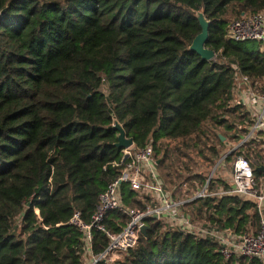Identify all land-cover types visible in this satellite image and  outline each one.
I'll return each instance as SVG.
<instances>
[{
    "label": "trees",
    "instance_id": "trees-1",
    "mask_svg": "<svg viewBox=\"0 0 264 264\" xmlns=\"http://www.w3.org/2000/svg\"><path fill=\"white\" fill-rule=\"evenodd\" d=\"M198 11L210 20L211 61L190 50L201 32ZM261 12L264 0H0V264H87L83 233L70 219L79 211L91 222L122 173L116 121L134 149L153 145L164 187L184 192L177 198L188 200V216L258 234L257 203L220 195L231 183L211 173L237 154L264 163L254 137L225 153L254 123L236 100L239 75L264 92V47L244 48L229 26ZM207 182L210 195L190 200ZM119 188L128 207L153 204L127 182ZM129 220L112 210L103 223L119 232ZM147 223L114 264H264L227 259L213 239L164 219ZM108 244L95 228L92 253Z\"/></svg>",
    "mask_w": 264,
    "mask_h": 264
},
{
    "label": "built area",
    "instance_id": "built-area-1",
    "mask_svg": "<svg viewBox=\"0 0 264 264\" xmlns=\"http://www.w3.org/2000/svg\"><path fill=\"white\" fill-rule=\"evenodd\" d=\"M228 35L235 41L264 43V12L253 15L244 14L232 21ZM235 92L238 94L237 101L244 104L254 118L250 133L244 135L239 143L241 145L250 137H254L256 133L264 130V92H260L247 75H239ZM121 164L124 168L120 177L109 184L100 195L92 221H85L79 211H76L70 219V223L77 226L83 233L89 252L88 256L93 258L92 264L114 261L115 256L125 253L129 248L136 247L143 234L141 228L145 224L148 225L149 218L164 219L171 226L182 227L187 232L213 239L220 245V250L227 259L233 256H246L264 261V192H261L256 184L254 166L247 157L242 154L235 156L230 180L231 189L226 191L221 189L217 193L220 195L238 194L255 201L261 215V227L258 234H233L215 227L210 222L199 221L196 217L188 216L183 210L188 200L177 198L171 191L165 189L152 144L137 149L132 146L124 150ZM123 182L129 183L133 190L150 196L153 204H148L143 209L126 206L120 196L119 187ZM208 182L190 200L210 195L207 190ZM112 210L125 213L130 218L119 232L108 230L103 223L107 214ZM95 228L107 232L109 237L107 249L99 255L92 253Z\"/></svg>",
    "mask_w": 264,
    "mask_h": 264
},
{
    "label": "water",
    "instance_id": "water-1",
    "mask_svg": "<svg viewBox=\"0 0 264 264\" xmlns=\"http://www.w3.org/2000/svg\"><path fill=\"white\" fill-rule=\"evenodd\" d=\"M5 13V9L2 11V14ZM196 16L199 20L201 26V32L194 38L193 42L190 45V50L196 51L203 59L207 61H211L216 57V52L207 46V42L209 40V29H210V20L206 17L203 11H198ZM115 130L118 131V141L116 143L117 147L125 150L134 145V140L131 137L127 136V133L118 121L115 122L114 126ZM220 137L224 140L225 137L220 134ZM241 138L243 139L244 136L242 135ZM240 146V144L238 145ZM237 146V147H238ZM233 150L229 151L228 153L233 152ZM262 170L264 171V165L261 164L260 166L254 167V171ZM214 172V170L212 171ZM213 174V173H212ZM258 186V185H257ZM30 205V203H29ZM149 226L147 224L143 225L141 230L144 235L147 234Z\"/></svg>",
    "mask_w": 264,
    "mask_h": 264
},
{
    "label": "rangeland",
    "instance_id": "rangeland-1",
    "mask_svg": "<svg viewBox=\"0 0 264 264\" xmlns=\"http://www.w3.org/2000/svg\"><path fill=\"white\" fill-rule=\"evenodd\" d=\"M264 45V43L263 42H260V41H247V42H245L244 44H243V46H244V48H246V49H257V48H262V46ZM236 96H237V99L236 100H238V94L236 93ZM232 143V142H231ZM232 144H228V146H227V149L225 150V153L226 152H228V148H229V151L231 150V148H232V146H231ZM235 158V157H234ZM234 158H233V156H232V158H230V159H227V162L226 163H224L221 167H217L218 166V164H220L219 162H217L216 163V165H215V167L213 168V170H215V172H212L211 173V177L213 176V175H216V176H220V177H225L227 180L228 179H230L231 178V176H230V174H231V170H232V164H233V162H234ZM224 162V159L221 161V164ZM219 169V172L217 173V171H216V169ZM212 170V171H213ZM185 188H189V186L188 185H184V187H183V189H184V191H185ZM184 194V192H179V193H177L176 194V196L177 197H181L182 195ZM182 198H184V197H182ZM123 255H124V253L123 254H119V258L118 259H115L114 261H109V262H107L106 264H114V262L116 261V260H120V259H122L123 258ZM118 257V256H117ZM116 258V257H115ZM92 262H93V258H92V256H88V259H87V264H92Z\"/></svg>",
    "mask_w": 264,
    "mask_h": 264
},
{
    "label": "crops",
    "instance_id": "crops-1",
    "mask_svg": "<svg viewBox=\"0 0 264 264\" xmlns=\"http://www.w3.org/2000/svg\"><path fill=\"white\" fill-rule=\"evenodd\" d=\"M254 136V139H256V140H258L259 142H261L262 144H260V148L261 149H263L264 150V130H261L259 133H256L255 135H253ZM242 139V138H241ZM238 145H235V147H237ZM223 160V158L220 160V161H218L220 164H221V161ZM220 164H218V166L217 167H220L221 165ZM220 165V166H219ZM261 164H257V165H253L254 167H256V166H260ZM263 165H264V163H263ZM257 171H261L263 174H261L260 176H259V178H258V183H256V184H258V188H259V190L262 192H264V171H262V170H257ZM257 171H255V172H257ZM214 172H215V170H214ZM231 173H232V170H231ZM230 176H231V174H230ZM229 181L231 180V178L230 179H228ZM220 190V189H219ZM264 212V211H263ZM116 257V256H115ZM114 258V257H113ZM117 258H119V255H118V257H116V258H114L113 260H115V259H117Z\"/></svg>",
    "mask_w": 264,
    "mask_h": 264
},
{
    "label": "clouds",
    "instance_id": "clouds-1",
    "mask_svg": "<svg viewBox=\"0 0 264 264\" xmlns=\"http://www.w3.org/2000/svg\"><path fill=\"white\" fill-rule=\"evenodd\" d=\"M126 150V149H125Z\"/></svg>",
    "mask_w": 264,
    "mask_h": 264
}]
</instances>
